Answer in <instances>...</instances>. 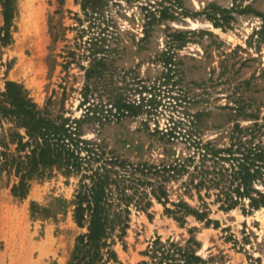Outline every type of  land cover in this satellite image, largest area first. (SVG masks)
Returning <instances> with one entry per match:
<instances>
[{
	"label": "rangeland",
	"instance_id": "374dc122",
	"mask_svg": "<svg viewBox=\"0 0 264 264\" xmlns=\"http://www.w3.org/2000/svg\"><path fill=\"white\" fill-rule=\"evenodd\" d=\"M260 14L264 0H14L6 37L0 6V90L15 81L40 108L50 98L52 114L78 117L82 67L92 50L97 57L104 51L118 91L135 102L153 100L134 115L82 124L83 138L108 156L152 166L197 159L199 142L221 147L250 137L236 134V125L264 141ZM134 175L151 183L137 186L124 235L110 246L114 257L97 264H158L146 254L156 239L193 246L206 264H264V206L244 199L226 210L204 196V209L195 191L184 189V174L164 181ZM80 177L54 170L31 179L20 198L11 192L16 178L0 171V264H70L75 240L86 232L73 216ZM157 182L166 203L152 195ZM180 201L189 213L173 212Z\"/></svg>",
	"mask_w": 264,
	"mask_h": 264
},
{
	"label": "trees",
	"instance_id": "16d2710c",
	"mask_svg": "<svg viewBox=\"0 0 264 264\" xmlns=\"http://www.w3.org/2000/svg\"><path fill=\"white\" fill-rule=\"evenodd\" d=\"M0 6L6 37L14 0H0ZM211 16L214 26L221 27L222 22L215 13ZM260 16L264 24V14ZM102 52V56L97 57L95 54L99 51L92 50V61L82 67L84 82L78 104L82 114L78 117L65 116L63 112L52 114L50 98L40 108L23 85L15 81H6L4 89L0 90V171L16 178L11 187L13 196L24 197L31 179L48 176L54 170L63 174L80 173L73 216L79 227L85 226L86 232L76 238L70 264H97L104 258L114 257L110 246L114 237L124 235L129 203L138 192L136 188L144 181L151 183L136 177L135 172L144 176L153 174L163 181L169 176L186 175L182 182L184 189L186 192L193 189L204 209H207L204 196H214L215 202L226 210L244 199L254 208L264 206V141L254 142L252 127L244 130L238 125L234 127L236 134H251L248 138L244 136L245 141L236 138L221 147L211 141L199 142L197 159L190 155L161 166L122 162L108 156L100 143L83 138L84 122L102 125L134 115L141 107L153 104L152 96L135 102L118 91L119 86L112 80L116 67L108 60L107 53ZM118 168H122V173ZM157 183L158 191L151 190L152 195L166 203L167 191L161 182ZM129 187L134 189L131 194L126 193ZM172 205L176 207L173 212H190L182 201ZM205 212L195 213L202 217ZM146 254L158 264H206L193 246L182 247L172 241L156 239Z\"/></svg>",
	"mask_w": 264,
	"mask_h": 264
},
{
	"label": "bare ground",
	"instance_id": "6f19581e",
	"mask_svg": "<svg viewBox=\"0 0 264 264\" xmlns=\"http://www.w3.org/2000/svg\"><path fill=\"white\" fill-rule=\"evenodd\" d=\"M261 209H263L264 210V207H261ZM258 211V210H257Z\"/></svg>",
	"mask_w": 264,
	"mask_h": 264
}]
</instances>
